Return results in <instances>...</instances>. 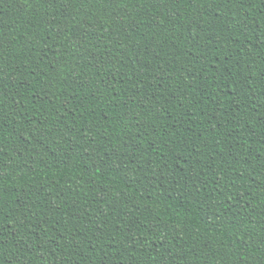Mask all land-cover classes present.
Returning a JSON list of instances; mask_svg holds the SVG:
<instances>
[{"label":"trees","instance_id":"obj_1","mask_svg":"<svg viewBox=\"0 0 264 264\" xmlns=\"http://www.w3.org/2000/svg\"><path fill=\"white\" fill-rule=\"evenodd\" d=\"M0 264H264V0H0Z\"/></svg>","mask_w":264,"mask_h":264}]
</instances>
